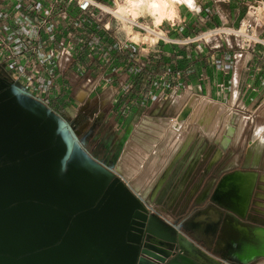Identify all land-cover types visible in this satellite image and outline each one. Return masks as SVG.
I'll list each match as a JSON object with an SVG mask.
<instances>
[{
    "label": "crops",
    "instance_id": "crops-1",
    "mask_svg": "<svg viewBox=\"0 0 264 264\" xmlns=\"http://www.w3.org/2000/svg\"><path fill=\"white\" fill-rule=\"evenodd\" d=\"M97 1L85 12L76 0H0V71L119 168L166 228L193 218L207 247L195 244L187 264L264 263V34L230 33L247 0L180 1L152 42L153 21L129 31L113 0ZM235 108L246 112L237 122Z\"/></svg>",
    "mask_w": 264,
    "mask_h": 264
},
{
    "label": "water",
    "instance_id": "water-1",
    "mask_svg": "<svg viewBox=\"0 0 264 264\" xmlns=\"http://www.w3.org/2000/svg\"><path fill=\"white\" fill-rule=\"evenodd\" d=\"M198 100L190 96L173 129ZM85 143L0 71V264H187L195 244L207 247L192 217L166 228Z\"/></svg>",
    "mask_w": 264,
    "mask_h": 264
},
{
    "label": "built area",
    "instance_id": "built-area-1",
    "mask_svg": "<svg viewBox=\"0 0 264 264\" xmlns=\"http://www.w3.org/2000/svg\"><path fill=\"white\" fill-rule=\"evenodd\" d=\"M76 2L79 8L85 12L88 10V8L100 4L97 0H76ZM245 5L246 16L242 21L241 26L230 31V33L244 36L246 38L245 42L247 43L263 42L262 37L264 34V0H247L245 2ZM219 31H221L220 28L205 30L195 35L194 37H187L185 41L192 42L193 40H206L208 37L217 34ZM157 36L164 37L161 33H158ZM238 112L243 114L246 113L242 110V108H235L233 114L237 115ZM136 195L141 199L143 205L150 213L154 212L150 209L149 204L145 202V200L139 193H136Z\"/></svg>",
    "mask_w": 264,
    "mask_h": 264
},
{
    "label": "bare ground",
    "instance_id": "bare-ground-1",
    "mask_svg": "<svg viewBox=\"0 0 264 264\" xmlns=\"http://www.w3.org/2000/svg\"><path fill=\"white\" fill-rule=\"evenodd\" d=\"M180 1H183V0H120V3H121V7L123 9H126L128 14H131L133 16H135V15L138 16V15L144 14V13L150 14L152 16H155L157 18V20L161 21L162 18L173 15V9H174L176 3L180 2ZM117 12H119V11H117ZM127 18L132 19L131 17H127ZM132 21H135V20L132 19ZM145 28H148V30L151 31L152 33L156 34V36L159 33L157 31H155L154 29H151L147 26ZM233 130H234V127L232 125H230L229 131L232 132ZM241 183H242V181H241Z\"/></svg>",
    "mask_w": 264,
    "mask_h": 264
},
{
    "label": "rangeland",
    "instance_id": "rangeland-1",
    "mask_svg": "<svg viewBox=\"0 0 264 264\" xmlns=\"http://www.w3.org/2000/svg\"><path fill=\"white\" fill-rule=\"evenodd\" d=\"M113 2H114V4L115 5H117V8H118V11L120 12V14L122 15V16H124L125 18H127V17H131L132 19H134L135 21H132V19H130V18H128L129 20H130V25H127V28H128V30L130 31L131 30V28H132V26L131 25H133V23H135L136 22V19L137 18H139V20L141 19V18H144L145 20H149L151 23H152V21H153V26H148L149 28H151V29H154L155 31H159V28H157L156 26H158L162 21H163V19H165V18H171L172 16H167V17H165V18H162V20L161 21H159V20H157V18L155 17V16H152V15H150V14H140V15H135V16H133V15H131V14H128V12L126 11V9H123L122 7H121V3H120V0H113ZM179 2H177L176 3V5L178 4ZM176 5H175V7H174V9L176 8ZM174 9H173V14H174ZM176 10V9H175ZM132 21V22H131ZM144 29H147L148 30V28H144ZM149 31V30H148ZM135 39H138V37H135ZM157 39V36H156V34H154V33H152L151 31H149V33H148V36L147 37H145V40L146 41H154V40H156ZM213 102V101H212ZM214 103H217V102H214ZM218 104V103H217ZM202 107V106H201ZM223 107H222V111H223ZM225 111V110H224ZM201 109H200V115H201ZM206 114H208V115H211L210 114V112H208V113H206ZM206 114H204V115H206ZM228 114H230V112H228ZM201 116H203V115H201ZM234 119H235V122H237V120L239 119L238 118V116L236 117V115H234V114H232V116H230V120H233L234 121ZM237 119V120H236ZM240 119H242V117L240 118ZM135 193H136V191H135ZM147 204H148V202H146ZM261 264H264V263H261Z\"/></svg>",
    "mask_w": 264,
    "mask_h": 264
}]
</instances>
